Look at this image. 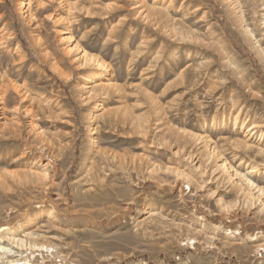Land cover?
Listing matches in <instances>:
<instances>
[{
  "label": "rangeland",
  "instance_id": "1",
  "mask_svg": "<svg viewBox=\"0 0 264 264\" xmlns=\"http://www.w3.org/2000/svg\"><path fill=\"white\" fill-rule=\"evenodd\" d=\"M20 1L0 0V264H264V0ZM62 31L104 64L90 88Z\"/></svg>",
  "mask_w": 264,
  "mask_h": 264
},
{
  "label": "bare ground",
  "instance_id": "2",
  "mask_svg": "<svg viewBox=\"0 0 264 264\" xmlns=\"http://www.w3.org/2000/svg\"><path fill=\"white\" fill-rule=\"evenodd\" d=\"M227 1H229V0H227ZM33 2H34V0H21L20 1V9L22 10L23 15L27 18L31 16L30 15V13H31L30 9H31V5L33 4ZM138 12H140V11H138ZM61 34L62 35L60 37V41H62L63 43H69L67 50L70 52L72 51L74 53V60L77 61L80 66L94 68V70H92L90 73V78H88V84L89 85H86L85 88H90L93 85L92 83H94L96 81V79H98L100 77L104 78L106 76L105 71L102 70V67L104 64H102V62L100 60H98L95 56L83 51L82 49H80V47L77 45L78 43L73 42L72 35L70 32L62 31ZM1 86H0V110L3 111L5 109V97H4L3 90H2L3 87H1ZM262 132H263V128L259 125L248 126V128L246 129V132L244 134L246 139H247L246 142L244 143V146L248 147V145H250L251 143L249 144L247 142L250 140L252 141L255 134H261ZM199 138H201V137H199ZM216 156L217 155H215V157ZM225 165H226L225 160L224 161L219 160V158L216 159L215 166H214L215 168L213 170V171H216V172H214L215 175H213L215 178H218L219 176L222 175V173L224 172V169H225ZM255 168H256V166H251L247 173L248 174L251 173L252 171H254ZM236 174L237 173L235 171H232V173H230V175H229L230 179H235ZM252 185L253 184H250V186H252ZM252 187L254 190L252 198L254 199L255 204L256 205L262 204L264 206V199H262V196H261V194L264 191L261 188H255V186H252ZM243 196H245V193H243ZM30 235L31 234H29V233H24L22 235L23 236L22 238L12 237V238H9L7 240L8 244H10L11 247H14L15 249H17L14 252V254L16 256L22 255V251L28 250L30 248V242L27 241L28 236H30ZM1 251H4L3 247H0V256H1V254H5L7 252H8V254L13 253L12 251H9V249H7L6 252L5 251L1 252Z\"/></svg>",
  "mask_w": 264,
  "mask_h": 264
}]
</instances>
